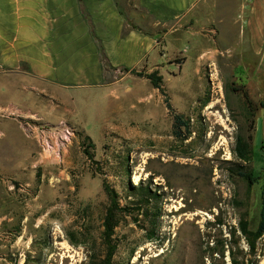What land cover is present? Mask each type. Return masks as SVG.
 <instances>
[{"label":"rangeland","instance_id":"obj_1","mask_svg":"<svg viewBox=\"0 0 264 264\" xmlns=\"http://www.w3.org/2000/svg\"><path fill=\"white\" fill-rule=\"evenodd\" d=\"M119 4L129 26L156 31L137 0ZM225 17L207 30L209 39L167 44L176 52L156 71L129 74L116 88L63 92V119H40L72 128L61 158L43 153L19 117L0 118V264H88L91 256L102 259L106 245L111 264H232V254L264 264V234L251 251L241 233L243 224L255 231L260 219L264 149L254 144L248 164L234 151L264 105L253 87L263 67L241 14L233 6ZM205 49L217 53L199 73ZM18 93L0 79V107L16 103ZM173 113L190 119L188 140L173 135ZM248 171L257 178L252 185L238 175ZM113 201L118 224L106 242L103 219Z\"/></svg>","mask_w":264,"mask_h":264},{"label":"crops","instance_id":"obj_2","mask_svg":"<svg viewBox=\"0 0 264 264\" xmlns=\"http://www.w3.org/2000/svg\"><path fill=\"white\" fill-rule=\"evenodd\" d=\"M119 3L0 0V79L7 92H19L17 102L7 108L25 117L62 120L58 110L69 111L63 92L116 88L129 74L158 70L167 54L176 52L167 44L209 39L207 30L215 32L213 24L223 23L233 6L243 17V35L263 67L253 87L264 98V0H137V7L155 23L152 33L129 26ZM216 53L201 50L196 70L202 72L204 62ZM185 62L183 58L178 65L180 71ZM106 77L115 80L106 82ZM253 121L252 146L264 149V106Z\"/></svg>","mask_w":264,"mask_h":264},{"label":"trees","instance_id":"obj_3","mask_svg":"<svg viewBox=\"0 0 264 264\" xmlns=\"http://www.w3.org/2000/svg\"><path fill=\"white\" fill-rule=\"evenodd\" d=\"M147 78L150 79V81L152 82L155 88L161 89L159 77H155V75L151 74V75H147ZM243 98L247 102L248 108L250 109L251 102L249 100L247 91H243ZM164 100L167 109L172 111V107L169 104L166 97ZM262 106L264 105L262 104ZM191 132L192 131H191L190 119H187L181 115L173 113V124H172L173 135L181 141H186L190 138ZM234 151L239 160H241L244 164H248L252 156V137L248 136L246 139H244L243 137H237ZM238 175L247 182H249V184L251 185L254 184L255 181L257 180V178L253 176L252 171L239 172ZM144 196H147V194H145L144 191L142 190V197L145 198ZM145 202H148V199L145 198L143 203ZM112 203H113L112 207H109L105 213L103 219V225H102L103 227L102 239L106 242H110L111 237L114 233V229L117 227L118 224V222L116 221V209H119L118 204L116 203V201H113ZM241 233L245 238L246 243L249 246V249L251 251H254L256 241L259 238H261V236L264 234V199H262L260 219L256 230L250 231L248 230L247 224H243L241 226ZM105 247L107 250H105L102 259H99L98 256H91L88 264H111V258L113 255L112 249L108 248L107 245ZM232 264H244V263L237 262L232 254Z\"/></svg>","mask_w":264,"mask_h":264},{"label":"built area","instance_id":"obj_4","mask_svg":"<svg viewBox=\"0 0 264 264\" xmlns=\"http://www.w3.org/2000/svg\"><path fill=\"white\" fill-rule=\"evenodd\" d=\"M7 116L19 117V124L25 134L35 140L43 153L57 158L63 156L62 154L67 148L70 137H73L72 128L66 124L47 126L37 116L25 117L19 114L18 111L0 107V118Z\"/></svg>","mask_w":264,"mask_h":264},{"label":"bare ground","instance_id":"obj_5","mask_svg":"<svg viewBox=\"0 0 264 264\" xmlns=\"http://www.w3.org/2000/svg\"><path fill=\"white\" fill-rule=\"evenodd\" d=\"M133 181L137 182L138 181V176L133 177Z\"/></svg>","mask_w":264,"mask_h":264}]
</instances>
